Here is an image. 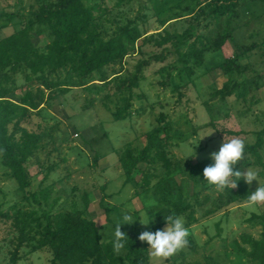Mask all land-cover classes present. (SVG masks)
Instances as JSON below:
<instances>
[{
	"label": "rangeland",
	"instance_id": "1",
	"mask_svg": "<svg viewBox=\"0 0 264 264\" xmlns=\"http://www.w3.org/2000/svg\"><path fill=\"white\" fill-rule=\"evenodd\" d=\"M58 2L0 0V41L31 25L34 45L46 52L55 37L49 25L40 21V15L44 10L57 9ZM117 2L87 0L86 5L101 8L103 14L97 24L105 38H110L118 26L135 20L141 38L121 61L85 79L70 66L33 76L30 81L26 79L30 71L24 67L17 73L7 71L14 79L9 98L18 103L30 96L34 104L19 126L39 141L25 163L29 188L19 187L0 155V264H50V250L33 251L35 241L20 244L19 214L35 212L44 221L45 212L54 215L81 208L84 192L93 193L99 201L104 184H113L111 188L115 184L114 191L108 192H118L125 183L121 157L128 152L136 155L146 146L149 135L159 129L156 135L175 170L169 174L161 160L152 164L155 184L162 178L177 186L195 184L194 167H200L197 172L204 170L213 163L211 153L219 151L224 139L233 138L245 142L244 158L234 170H258L264 184V3L240 1L227 21L212 16L210 7H198L196 2L190 5V0H132L119 7ZM192 28L197 34L188 43L198 53L184 65L181 53L187 49L177 52L178 40L160 45L161 37ZM218 44L221 49L216 48ZM251 46L256 47L250 50ZM227 65L231 66L228 74ZM226 82L239 85L235 94L226 99L215 97V91ZM117 112L123 113L121 120L115 119ZM14 124L9 125L11 132ZM253 146L256 151H252ZM132 176L141 177L139 172ZM196 176L200 186L189 185L186 201L184 196L179 199L180 206L194 204L190 199L197 190L199 202L205 203L208 196L212 199L182 217L194 249L188 246L160 264H261L251 256V242L263 238L264 205L252 210L244 202L226 208L230 192L210 187L203 173ZM154 185L141 199L145 209L134 208L131 203L125 206L136 209L140 220L145 214L149 216V224L143 225L139 235L152 232L153 213L161 216L173 206V198L164 203V193L155 194ZM258 187L259 181L247 184L250 194ZM127 188L123 202L131 200L136 190L141 191ZM43 190L49 192V200L39 205L32 194L40 195ZM56 198L60 201L55 207ZM189 214H194V222L188 219ZM120 217L115 213L110 219L121 224ZM99 221L103 239L115 237L114 224L107 229L106 217ZM32 225L36 229L35 223ZM139 242L147 251L148 264H156L149 259L147 242Z\"/></svg>",
	"mask_w": 264,
	"mask_h": 264
},
{
	"label": "trees",
	"instance_id": "2",
	"mask_svg": "<svg viewBox=\"0 0 264 264\" xmlns=\"http://www.w3.org/2000/svg\"><path fill=\"white\" fill-rule=\"evenodd\" d=\"M58 1L57 9L44 10L40 15V21L49 25L55 37L46 48V52L40 51L34 45L31 25L0 41V155L3 165L11 171L21 189L31 186L25 163L32 155V150L36 147L39 138L19 126L20 120L27 116L30 109L34 108V104L30 100V96L18 103L9 98L13 92L14 79L7 71L17 73L24 67L30 71V74L26 76V79L30 81L33 76L56 72L58 69L70 66L80 79H85L93 73L103 72L107 66L115 62L121 61L141 38L139 28L134 26L135 20L118 26L110 38H105L100 31V25L97 24L103 14L99 6L86 5L87 0ZM130 1L132 0H118L116 6L119 7L124 2ZM240 1H261L264 3V0H190V5L196 2L198 7H210L212 16L217 19L225 17L229 21ZM144 8L145 6L142 7V9ZM96 11L99 13L95 14ZM196 34L197 30L192 28L183 34L162 36L160 45L178 40L180 45L175 47L176 51L180 52L184 47L187 49L181 53L182 62L187 65L188 59L196 58L198 53L194 45L188 43V40L195 37ZM255 47L251 46L250 50ZM216 48L221 49L222 45L218 44ZM189 71L191 73V70ZM225 72L227 74L231 72L230 65L226 66ZM238 88L239 85L236 82H226L221 89L215 91L214 96L226 99L232 97ZM126 110L127 108H124L123 111ZM114 117L116 120H121L124 116L122 112H117ZM13 123H15V129L11 132L9 125ZM161 130L150 134L146 146L136 155L128 152L120 160L125 184H131L134 189H141L140 192L139 190L135 191V195L140 199L145 198V195L151 192L150 190L156 183L153 181L156 176L151 172L152 164L161 160L164 161V167L169 174L175 170V167H172V163L167 159L162 140H159L156 135ZM18 134H20L19 138H17ZM251 149L256 151L254 146ZM194 168L193 181L195 184L189 185L198 188L200 185L196 182V174L203 173V170L197 172L200 167ZM135 172H139L141 175L139 180L133 178L132 174ZM237 183L238 186L235 190L227 189L231 196L226 202V208L230 204L246 203L247 197L250 195L247 184H244L243 181ZM189 185L167 184L163 178L154 185V189L157 190L155 194L164 193L162 198L164 203H170L169 199L173 198V206L161 216L154 213L151 215L153 233L163 230L167 225L165 216L184 217V214L190 209L194 211L196 205L202 204L203 206L209 202L210 198L212 199V196H208L205 198V203L199 202L201 194L197 190V192H193V198L190 199H194V204L187 202L185 206H180L179 199L184 196L186 201V190ZM201 186L204 189L208 187ZM106 187V185L102 187L103 192ZM49 195L47 190H43L40 195L35 193L32 194V197L36 203L41 205L43 202H48ZM82 198L81 208L56 212L54 215L49 211L45 212L44 221L36 217L35 212L19 214L16 224L22 235L20 244H23L24 241L30 243L35 241L31 244L33 251L50 250L53 256L50 264H148L147 251L140 245L138 238L139 233L144 229L139 214L129 207V211H134L131 213L139 220V223L136 224H140V226L138 228L137 225V231L121 226L124 227L121 231L126 234L127 238L124 241L125 247L117 254L113 247L115 237L110 240L103 239L101 227L91 217L90 192H84ZM59 201L56 198L52 206L56 207ZM101 206L105 210L108 225H112L110 216L112 215L111 211H114L115 208L106 205L103 201ZM145 208L143 207V209ZM208 214L211 213L208 212ZM188 219L190 222H194V214H189ZM32 223H35L36 229ZM113 224L116 228L117 224ZM188 240L189 248L194 249L192 240ZM251 243L253 246L252 258L260 259L261 264H264V233L261 240H252Z\"/></svg>",
	"mask_w": 264,
	"mask_h": 264
},
{
	"label": "clouds",
	"instance_id": "3",
	"mask_svg": "<svg viewBox=\"0 0 264 264\" xmlns=\"http://www.w3.org/2000/svg\"><path fill=\"white\" fill-rule=\"evenodd\" d=\"M245 142L239 138L225 140L218 152L211 153L212 164L203 170L204 180L216 191L223 192L225 189H235L238 181L244 180L248 185L253 181H259V187L252 192L246 200V206L255 210L257 206L264 205V184L260 182L258 170L247 171L234 170L244 158ZM235 178V179H233ZM149 216L145 214L140 220L141 224L150 222ZM167 226L156 232L144 231L139 235L141 242H147L149 259L160 264L189 246V229L185 227L182 217L176 215L165 216ZM130 215L123 216V223L117 224L114 232V250L117 254L125 247L124 241L127 236L121 231V225L133 223Z\"/></svg>",
	"mask_w": 264,
	"mask_h": 264
},
{
	"label": "crops",
	"instance_id": "4",
	"mask_svg": "<svg viewBox=\"0 0 264 264\" xmlns=\"http://www.w3.org/2000/svg\"><path fill=\"white\" fill-rule=\"evenodd\" d=\"M105 185L107 186L106 187V190L104 192L101 191V198H99L100 199L99 201H97L96 198H94L92 196L93 193H90V200H91V206H90V211L91 212L90 213H91V217L96 222H98L99 220L101 221L102 218L105 217V210L102 209V206H101L102 205V201H103L106 205L108 204V205L113 206V208H115L114 211H111L112 214L117 213V214L121 215V217L118 219L120 222L123 223V216L124 215H130L132 217V219H133L134 222L131 223V224H127L128 227H126L125 224H123L122 226H124L125 228H128V229H131V230L135 229L137 231V229H138L137 228V225L138 224H136L137 223L136 220H138V219L135 218V215L133 213H131V212H134V211H129V207H125V206L128 205V203H131V204L134 205V208H139V210H140V208L141 209L143 208V203L141 202V199L138 196H136L135 195L136 192H134V195L131 197V200H128L127 199L125 202L121 201L122 200V196L124 195V193H126V194L128 193L127 186H130L131 187L132 185L131 184L126 185L124 183L120 187L118 186L119 187V190H118V192H116V193H118V196H116L117 195L116 193H113V194L109 193V192L114 191V189L116 187L115 184H114V186L112 188H111V186L113 184H104V186ZM108 190H109V192H108ZM105 195H107L108 197L105 196ZM91 196L93 197V199L91 198ZM110 200H114V201L113 202H110ZM134 208H131V209L136 211V209H134ZM138 222H139V220H138ZM106 224H107V226H106L107 229H109L108 223H106Z\"/></svg>",
	"mask_w": 264,
	"mask_h": 264
}]
</instances>
